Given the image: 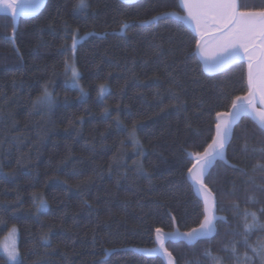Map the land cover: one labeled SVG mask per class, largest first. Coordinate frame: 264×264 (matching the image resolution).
Here are the masks:
<instances>
[{"label":"trees","instance_id":"1","mask_svg":"<svg viewBox=\"0 0 264 264\" xmlns=\"http://www.w3.org/2000/svg\"><path fill=\"white\" fill-rule=\"evenodd\" d=\"M78 2L46 0L17 24L0 14V243L17 227L21 264H167L143 250L158 245L156 228L203 222L188 169L212 143L217 113L248 94L247 65L208 75L192 31L161 18L185 14L180 0ZM74 36L87 38L73 50ZM69 62L81 89L66 83ZM45 90L51 105L37 103ZM205 184L216 234L168 241L175 264H264L252 251L264 229L244 230L245 212L264 224V131L252 119L235 127Z\"/></svg>","mask_w":264,"mask_h":264},{"label":"snow or ice","instance_id":"2","mask_svg":"<svg viewBox=\"0 0 264 264\" xmlns=\"http://www.w3.org/2000/svg\"><path fill=\"white\" fill-rule=\"evenodd\" d=\"M43 3L44 0H20L19 5H15L8 0H0V11L11 9L13 20H15L17 15H32ZM180 6L186 10L187 16H178L177 19L194 25L199 36V40L196 41V49L209 70L215 71L244 57L248 60V94L237 96L232 101V111L217 113L216 135L212 143L202 154L195 155V163L192 168L188 169L189 179L195 191L203 196L205 205L211 204L214 209V197L205 185L204 177L214 161L224 159L225 145L232 133L233 124L242 114H249L254 116L258 127L264 131V109L260 111L256 109L257 96H259L260 104L264 105V7L254 10L238 0H180ZM86 7V0H79L75 6L76 9ZM155 19L157 18L154 17L148 23H152ZM127 27H129L127 23L121 25L122 29ZM206 36L208 39L205 38ZM76 43L77 37L74 36L73 50ZM209 46L212 47L211 53L208 52ZM69 69L75 80L79 75L77 69L74 65H66V71ZM99 90L103 93L104 85H100ZM37 103L40 105L52 104V97L47 90L37 98ZM130 136L135 140L134 131ZM136 142L138 143V141ZM40 206H45L43 200L40 201ZM206 212L199 229H193L191 232L165 234L160 228H156V240L159 247L148 249V254H163L169 258V264H173L171 253L165 248V241L186 239L192 242L215 232L214 220L217 217L207 208ZM261 212L264 214V209ZM244 217L246 221L251 217V223L244 225L245 237L257 228L264 229V224L260 223L256 213L245 212ZM12 231L15 232V229ZM245 242H247L246 239ZM252 251L257 255L264 253V241H258V246L252 248ZM5 252L8 261L12 264H21L16 249H5ZM245 259L247 260V257Z\"/></svg>","mask_w":264,"mask_h":264},{"label":"water","instance_id":"3","mask_svg":"<svg viewBox=\"0 0 264 264\" xmlns=\"http://www.w3.org/2000/svg\"><path fill=\"white\" fill-rule=\"evenodd\" d=\"M121 1L124 2L125 4H134V3H136V2H138V1H140V0H121ZM45 2H46V0H44V3L41 5V7L38 8V9H37L32 15H30V16L19 15L18 17H16L15 20H14L15 24H17L18 21H19V19H21V18H32V17H34V16H35V15H36V14H37V13L43 8V7H44ZM181 8H182V7H181ZM182 9H183V8H182ZM183 11H184V13L186 14V10L183 9ZM0 14H4V13H0ZM6 15H9V14H6ZM9 16H11V15H9ZM178 16H180V14L173 13V14H167V15L161 17V18H173V19H175V20H177V21H180L181 23H183L184 25H186V26L192 31V33L194 34V36L199 40V36H198L197 32L195 31V27H194L192 24H187V23H184V21L177 19ZM181 16H183V14H182ZM11 17H12V19H13V16H11ZM196 54L198 55V57H199V59H200L202 65H203V67H204V70H205V72H206L208 75H217V74L223 72L224 70L228 69L229 67H232L233 65H236V64H238V63H245V64L247 65V73H248V60H246L245 58L237 59V60L233 61L232 63H229V64L223 66L222 68L218 69V70L210 71V70L207 69V67H206V65H205V63H204V60L202 59V57H201V55L198 53V51L196 52ZM230 111H232V109H231ZM244 118H250V119H252V120L258 125V123H257L256 119L254 118V116L249 115V114H242V115L240 116V118H239L238 120H236L235 123H234L233 126H232V133H231L230 137L228 138V140H227V142H226V145H225V149H224V159H223V160H225V158H226L227 149H228V147H229V145H230V143H231V141H232V137H233L234 129H235V127H236L237 125H239V123H240ZM216 123H217V120H216ZM193 160L195 161L194 156H193ZM223 160L217 159L216 161H214L213 164L208 168V170H207V172H206V174H205V177H206V175L211 171V169L216 165V163H217L218 161H223ZM205 177H204V183H205ZM190 181H191V180H190ZM191 183H192V182H191ZM205 185H206V184H205ZM194 190H195V188H194ZM195 193H196V195L198 196V198L201 199V200L203 201V203H204V198H203L200 194H198L196 191H195ZM213 197H214V196H213ZM214 201H215V207H214V209H213V214L215 215V217H217V219L214 220L215 232H213V233L210 234V235L202 236V237H200V238H198V239H196V240H194V241H192V242H189V241H187L186 239H178V240H175V241H173V242H178V243H179V242H185V243L188 244V245H195V244H197V243H198L199 241H201V240H205V239L213 238V237L215 236V234H216V223H217L218 220H219L218 215H217L216 199H215V197H214ZM204 206H205V203H204ZM167 242H168V240L165 241V248H166V244H167ZM157 244H158V242H157ZM158 256H161L166 262H167V260L169 261V258H168L167 256H164L163 254H159ZM171 259H172L173 264H175V262H174L172 256H171ZM167 264H168V263H167Z\"/></svg>","mask_w":264,"mask_h":264},{"label":"rangeland","instance_id":"4","mask_svg":"<svg viewBox=\"0 0 264 264\" xmlns=\"http://www.w3.org/2000/svg\"><path fill=\"white\" fill-rule=\"evenodd\" d=\"M8 2H11V3L15 4V5H19L20 0H8ZM0 13L9 14V15L12 16V10H11V9H9V10H7V11H0ZM18 16H19V15H17L16 17H18ZM180 16H181V15H180ZM183 16H187V12H186V14H183ZM193 26H194V25H193ZM85 38H87V36H86V37L77 38L76 46H77L82 40H85ZM205 38L208 39L207 36H206ZM208 52H209V53L212 52V47H211V46L208 47ZM242 56H243V53H242ZM244 58L247 60L246 57H244ZM74 63H75V61H74ZM74 63L69 62L67 65H68V66H71V65H74V66H75ZM206 67H207V66H206ZM75 68H76V66H75ZM221 68H222V67H221ZM76 69H77V68H76ZM207 69L209 70L208 67H207ZM219 69H220V68H219ZM217 70H218V69H217ZM77 71H78V69H77ZM210 71H211V70H210ZM78 74H79L78 77L75 78V80H74L73 77H72L71 71H70V69H69V70H67V71L64 72V75H65L66 78H65V77H63V78L66 79V83H67L70 87H73V88H76V89H81V88H82V85H81V82H80V73H79V71H78ZM107 91H108V87H105V90H104L103 93L105 94ZM104 94H103V95H104ZM256 109H257V111H260V110L264 109V105H261L260 102H259V96H257ZM200 195H201V194H200ZM201 196H202V195H201ZM202 197H203V196H202ZM206 208H207L209 211H211V212L213 213V208H212L211 204H209V205H205V215L207 214V212H206ZM13 229H15V232L12 231ZM198 229H199V228H198ZM174 232H179V233H181V234H183V233H187V232H180L179 230H175ZM165 234H166V233H165ZM18 245H19V229H18L17 227H12L11 230L9 231V233L6 235V237H5V238L1 241V243H0V253H1L2 255H4L5 258H6L7 261H8L7 253L5 252V249H8V250L16 249V250L18 251V253H19ZM158 247H159V245L156 246V248H158ZM143 252H145V253L148 254L147 250H143ZM18 260L21 262L20 253H19V256H18ZM8 263H9V264H12V262H10V261H8ZM167 263L169 264V261H168V260H167Z\"/></svg>","mask_w":264,"mask_h":264},{"label":"bare ground","instance_id":"5","mask_svg":"<svg viewBox=\"0 0 264 264\" xmlns=\"http://www.w3.org/2000/svg\"><path fill=\"white\" fill-rule=\"evenodd\" d=\"M158 19V18H157Z\"/></svg>","mask_w":264,"mask_h":264}]
</instances>
